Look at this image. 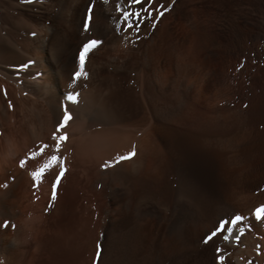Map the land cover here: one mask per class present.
Segmentation results:
<instances>
[{
	"label": "rangeland",
	"instance_id": "1",
	"mask_svg": "<svg viewBox=\"0 0 264 264\" xmlns=\"http://www.w3.org/2000/svg\"><path fill=\"white\" fill-rule=\"evenodd\" d=\"M35 1L40 2L0 0V35L28 33L34 25ZM161 1L152 0L142 8L131 0H121L115 34L124 42L130 30L122 19L125 10L133 14L132 19H138L140 29L138 32L131 29L135 44L121 53L128 58L125 57L124 66L117 74L104 66L102 71L107 79L93 78L90 69L83 67L84 74L79 78L70 77L72 81L66 76L61 78L60 84L69 81L74 94L93 83L104 85L107 105L114 117L95 119L92 111L85 112L84 120L90 123L92 120L93 126L81 132L79 123L86 125L85 122L74 120L69 129L67 123L57 136H67L70 130L71 136L61 142L58 151L53 136L57 123L53 127V120L61 118L64 111L58 106L51 109L39 98L41 124L25 126L18 119V111L9 107L7 91L15 95V87L12 91L13 88L6 86V78L3 80L0 76V96L7 111L4 124L0 122V161L7 169L4 173L0 167V189L15 186L13 189L20 193L19 197L8 198V203L19 211L13 221L2 215L0 207V264H99L116 226L132 220L134 200L128 165L133 155L129 159L119 158L133 151L129 149L117 157L129 181L113 178L114 161L107 160L95 146L94 127L127 130L133 146L134 138L146 135L145 140L153 144L149 161L154 167L152 179L147 183L155 190L166 185L177 158L192 154L211 161L224 194L235 189L240 175L249 176V182L244 183L248 187L254 188L262 181L257 176L264 173V0H184L185 9L193 11H190L191 21L183 11L168 13L152 43L149 41L157 20L148 17L144 9L151 10L153 5L161 8ZM197 8L200 12L194 15ZM206 9L209 18L204 12ZM135 13L141 16L137 18ZM207 19L205 33L197 37L193 32L195 23ZM14 58L18 56L9 57L13 64L18 62ZM32 62L33 59L26 60L22 65L28 67ZM77 62V71H81L79 57ZM22 65L18 68H27ZM22 93L33 99L28 91ZM43 145L48 147L40 152ZM52 155L58 160L42 176L33 179L32 172L49 163ZM21 160L26 161L24 167L20 166ZM61 166L65 173L53 198L52 184ZM19 172L28 180L27 191L15 183V174ZM260 207L263 206L258 205L255 210ZM105 220H108L106 229Z\"/></svg>",
	"mask_w": 264,
	"mask_h": 264
},
{
	"label": "bare ground",
	"instance_id": "2",
	"mask_svg": "<svg viewBox=\"0 0 264 264\" xmlns=\"http://www.w3.org/2000/svg\"><path fill=\"white\" fill-rule=\"evenodd\" d=\"M162 1L163 6H167L168 10L159 19H156L149 42L156 40L155 34L159 31L160 25L164 23L168 13L183 11L186 18L191 21V12L193 11L185 9L184 0ZM118 6H121V0H108L103 3L97 0L35 1L32 7L34 25L29 31H33L35 35L30 36L29 32L22 33L21 31L10 37L9 33L6 36L0 35V76L2 79L6 78L8 81L6 84H8L6 85L3 81L5 79H1V81L8 88H13L12 91L15 87V95L17 94L18 98L13 95V92L7 91L9 107L18 111L19 117H17L25 126L36 125L38 122L41 124L42 107L38 102L39 98L43 99L53 110L58 106L64 111L67 107L68 111L72 113H70L71 120L68 122L67 128L73 124L74 120L78 119L80 122L86 123V125L79 123L81 132L83 130L86 132L87 128L93 126L92 120L91 123L84 120L85 112L92 111L96 115L95 119L100 117L113 119L114 116L107 105V92L104 85L101 86L97 83L88 85L86 83L88 88L78 93L77 102L69 103L65 93L73 92L74 87L69 84V81L62 85L60 83L64 76L69 80L70 77L75 76L80 50L90 38L102 42L91 53H88V57L86 56L84 68L90 69L91 77L104 79L102 71L104 66L112 68V72L115 74L124 66L123 61L126 56H122L121 53L124 48L131 49L135 43L132 39L131 29L126 34L124 42L115 34L114 28L120 19V11H117ZM89 7L92 8V19L86 31L83 24L88 16ZM198 9H193L194 15L199 14ZM204 12L209 18L208 9ZM195 24L196 29L193 32L198 37L199 34L205 33L208 19L206 21L198 20ZM14 37L15 39H13ZM198 40L196 43L199 42ZM171 49L175 50L176 48L172 47ZM130 53L132 54V52ZM12 55L18 56V62H14V64L12 61L10 62L9 57ZM175 56L176 54H174ZM177 56H181L179 52ZM31 59L33 62L26 69L18 68V65L20 66L26 60ZM132 71L134 70L132 69ZM16 74H19V77L15 76ZM8 90L10 91V89ZM25 90L33 95V97L31 96L33 99L23 96L22 91ZM6 113L1 95L0 122L2 124H4ZM62 117L53 120V127L62 120ZM109 120L108 123H110ZM92 132L96 134L95 146L107 160L114 161L113 178L128 180L121 171L123 163L117 157L128 152L129 149H132L134 153L130 160L131 164L128 165L131 166L129 169H131L134 200L132 220L129 223L124 221L120 224L116 220L118 225L111 235L110 244L103 249L99 264H264V216L258 219L255 210L258 205L264 207V173L257 176L262 178V181L254 188L244 185L245 182H249L248 175H236L239 180L235 189L224 194L216 179L211 161L192 154L177 158L166 185L155 190L147 183L149 178L152 179L150 176L154 167L152 168V163L149 161L153 144L145 140V134L134 138L136 143L133 146L134 143H130V133L127 130L100 126L94 127ZM69 133L67 140L71 136V130ZM4 164L0 161V167L4 173H7ZM15 175L17 176L15 183L22 190L27 191L25 183L28 180L25 174L19 172ZM253 179L255 178L253 177ZM129 185L125 187L128 188ZM13 188L0 189V207L4 212L2 215L10 221H13L19 212L15 205L12 207L8 203L10 196L19 197V191ZM112 196L114 195L112 194ZM123 209L121 210L123 211ZM112 215L113 218L114 214ZM236 215L242 216L243 219L233 225L231 221ZM112 218L110 219L112 220ZM105 221L106 229L108 220ZM221 224H223L221 231L208 239L213 232L221 228ZM247 225H250L251 228ZM240 229H243V233ZM224 236H228V240H225ZM237 236L240 237L239 240L236 239ZM221 255L224 257L223 261L219 259Z\"/></svg>",
	"mask_w": 264,
	"mask_h": 264
},
{
	"label": "snow or ice",
	"instance_id": "3",
	"mask_svg": "<svg viewBox=\"0 0 264 264\" xmlns=\"http://www.w3.org/2000/svg\"><path fill=\"white\" fill-rule=\"evenodd\" d=\"M131 2L133 4H140L141 7L143 8V6L145 4H151L152 3V0H131ZM120 10L121 9L118 6L117 7V11H120ZM167 10H168V7L167 6H162L161 8H156L154 5H153V7H152L151 10L144 9V11L146 12L147 16L153 18L154 20L155 19H159V17L163 16L164 13ZM132 15L133 14H130L128 11L125 10V11L122 12V19L125 21V24L127 25V28H129V29L135 28V30L138 32L139 29H140V24L138 22V19L137 20L132 19ZM134 15H135V17L139 18L141 16V13H135ZM91 19H92V8L89 7L88 8V16L86 17V19L84 21V24H83V27H84V29L86 31L89 28V23H90ZM33 35H35V33ZM101 43L102 42L100 40H98V39H89L86 43L83 44V47L80 50V54H79L81 71H77L75 73V77L76 78H79L82 74H84L82 72V70H83V67H84V64H85V58H86L87 54L90 51H92L93 49L97 48L98 45H100ZM22 67H25L26 68L27 65H22ZM77 96H78V94H74L72 92H69L67 94V96H66V99L70 103H76L77 102ZM70 120H71V115H70L67 107H65L64 114H63V118L57 124V126H56V132L53 133V136L56 139V150L57 151L60 148L61 142L65 141L67 139V136L66 135L61 134V135H58L57 136V133H60L61 130L66 126V124ZM47 147H48L47 145H43L40 148V152H43L44 149L47 148ZM35 155H36V153H33V156H35ZM132 155H134V153H129L128 156H122L119 159L120 160L129 159V158H131ZM57 160H58V157L56 155H52L49 158V163L45 164L39 170L32 172L31 175H32L33 179H36L37 177L42 176L44 174L45 169L50 168ZM25 163H26L25 160H21L20 161V166L21 167H24ZM105 166H107V165H105ZM64 173H65V169L63 168V166H61L59 173L55 177V183L52 184V195H53V198H55L57 185L59 184V182H60L61 178L63 177ZM256 216H257L258 219L261 218L262 216H264V207H260V208H257L256 209ZM242 219H243L242 216L236 215L232 219L231 223L233 225H236L237 222L241 221ZM222 228H223V224H221V228H218L215 232H213L212 233V236L208 237V239H211L212 237L216 236L217 233L220 232ZM229 231H231V229H229ZM240 231H241V233H243V229H240ZM224 239L225 240H228V236H224ZM236 239L239 240L240 237L237 236ZM217 251H219V249H217ZM98 255H99V253H98ZM219 259L221 261H223L224 257L221 255L219 257Z\"/></svg>",
	"mask_w": 264,
	"mask_h": 264
}]
</instances>
